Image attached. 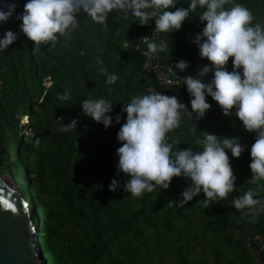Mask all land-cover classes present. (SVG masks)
Returning <instances> with one entry per match:
<instances>
[{"label": "trees", "instance_id": "trees-1", "mask_svg": "<svg viewBox=\"0 0 264 264\" xmlns=\"http://www.w3.org/2000/svg\"><path fill=\"white\" fill-rule=\"evenodd\" d=\"M237 1L250 8L256 2ZM14 2L16 13L0 25V37L9 30L18 34L16 42L0 54V151L12 145L16 159L21 161L26 183L22 184L28 188L17 180L15 184L19 194L27 197L37 240L48 264H264V252L256 260L247 246L252 236L264 235L263 217L245 216L232 204L234 197L256 188L248 182L251 162L244 164L240 176L244 180L236 176L234 193L221 202H211L207 209L198 203L205 199L202 195L184 208L170 204L179 201L189 185L183 177H174L167 190L157 189L142 198H133L125 191L128 178L117 175V149L121 146L117 136L126 122V113L121 109L133 97L148 94L147 88L155 85L153 79L143 76L142 58L131 48L143 30L139 22L134 18L124 20L113 12L107 26H102L82 14L79 28L70 39L61 38L55 47L42 45L35 51L20 33L22 21L16 19L27 0ZM259 2L264 7V0ZM124 42L129 46L125 47ZM158 54L178 63L174 53ZM103 69L118 75V81L107 84ZM61 95H68L69 99L62 101ZM164 95L180 99L183 96L178 89ZM88 97L111 100L113 125L103 131L102 123L93 120L90 129H84L81 122L76 130L64 132L61 123L67 125L78 119L75 114ZM209 112L199 121L183 118L180 127L168 134L181 142L178 149L191 146L197 151L195 141L202 139L203 132H209L211 127L228 122L242 124L238 118H213L205 125ZM20 114L29 119L30 143L3 137L7 131L16 136ZM117 115L121 116L120 124L115 123ZM243 137V144H254L255 134L245 131ZM5 155L9 157L6 149ZM228 155L233 162L230 152ZM113 179L119 182L115 192L109 190ZM260 189L264 188L257 192ZM26 191L31 197L26 196ZM52 197H56V205L50 206L48 199ZM37 216L41 218L39 222ZM68 225L82 231L83 244L78 254L64 245L66 234H71ZM198 225L200 230L196 229ZM235 227L241 234L234 239L231 229ZM193 240L205 248L203 258L191 256ZM206 245L213 252L208 253ZM40 259L42 263L43 258Z\"/></svg>", "mask_w": 264, "mask_h": 264}, {"label": "clouds", "instance_id": "clouds-1", "mask_svg": "<svg viewBox=\"0 0 264 264\" xmlns=\"http://www.w3.org/2000/svg\"><path fill=\"white\" fill-rule=\"evenodd\" d=\"M180 2L27 0L16 19L22 21L19 24L20 33L38 51L42 45L55 47L61 38L65 41L70 39L79 28L82 14L102 26H107L106 21L113 12L119 13L124 20L134 18L142 27L155 18L154 33L157 34H172L181 30L183 23L195 14L204 26L193 42L198 46L201 59L209 63L198 68L195 77L186 75L176 81L186 86L191 98V110L177 96L157 91L137 95L126 102L121 109L122 113H126V122L117 136L121 144L117 149V175L123 174L128 178L124 189L133 198H142L145 193L157 189L167 190L174 177H183L189 181V185L181 193L179 201L170 204L184 208L201 193L205 199L198 203L203 204L205 209L213 201L218 203L225 200L236 190L237 179L228 153L233 158H239L245 151L238 138H220L203 132V138L195 141L199 147L194 151L191 146L178 149L181 142L168 135L180 126L185 116L192 121L203 119L211 109V104L207 102V97H211L225 117L234 115L245 131L255 133V142L250 149L251 178L248 182L256 188H250L244 195L232 200L237 210L254 218L264 210V200L254 198L258 195L257 189L264 188V24L254 23L252 12L235 0H187L188 7L177 8ZM16 9L14 0H0V25L6 24ZM17 39V33L11 30L5 32L0 37V54ZM143 40L147 43L145 55L156 56L167 52L170 47L166 39L157 42L151 36ZM128 46L126 43L125 47ZM230 58L232 71L227 68ZM97 61L103 63L99 57ZM174 65V68L170 67L174 74L177 71L182 73L190 66L183 60ZM103 72L107 84L118 81V75L108 73L107 69H103ZM210 73L211 79L206 83L205 78ZM59 99L66 101L69 96L61 95ZM80 106L83 115L102 123L105 128L113 125L110 114L114 105L111 100L85 99ZM120 121L121 116L117 115L115 123L120 124ZM61 125L64 132H71L77 129L78 119ZM118 188V180L113 179L109 190L115 192Z\"/></svg>", "mask_w": 264, "mask_h": 264}, {"label": "water", "instance_id": "water-1", "mask_svg": "<svg viewBox=\"0 0 264 264\" xmlns=\"http://www.w3.org/2000/svg\"><path fill=\"white\" fill-rule=\"evenodd\" d=\"M0 264H48L37 240L27 200L1 177Z\"/></svg>", "mask_w": 264, "mask_h": 264}, {"label": "rangeland", "instance_id": "rangeland-1", "mask_svg": "<svg viewBox=\"0 0 264 264\" xmlns=\"http://www.w3.org/2000/svg\"><path fill=\"white\" fill-rule=\"evenodd\" d=\"M91 23H93V22L91 21ZM93 24H95V23H93ZM95 25H97V24H95ZM140 29H142V27H140L139 30ZM230 71H232V67H230ZM177 97H178L179 101L181 102L180 96H177ZM88 99H91V98L88 97ZM187 106L189 107L190 105H187ZM75 116L78 118V123L83 122L82 126H83L84 129H90L93 126V120L91 118H88L87 116L83 115L82 108H80V110L75 114ZM83 116H84L85 119L83 118ZM28 121H29V119L26 116L20 114L19 121H18V127H20V128H18L16 136H11L13 134V132L7 131L3 135V137L7 138V139H9V141H13V142H18L19 140H22L23 144L24 143H30L31 142L32 133L30 132ZM101 126H102V130L103 131H105V130L108 131V128L107 129H103V126H104L103 124ZM185 128H186V126H185ZM185 128L183 130H186ZM245 147H246L245 151L242 152L241 156L239 158H234L233 162H231V166L233 168L234 175L235 176L238 175L239 179H242V177H240V176H242V170L244 169L243 168L244 164L245 163L248 164V163L251 162V156H250L251 147L249 145H245ZM5 149H6V151H8V156L9 157H7L5 155ZM20 166H21V161L19 162L16 159V157H15V149H14V147L12 145L11 146L10 145L7 146V147L4 148V150L0 151V177L3 178L4 180L8 181L14 187V189L17 192H18V187L15 184L16 180H17V182L21 183L23 188H25V187L28 188V186H25V185L23 186V184H22V182L25 183V179L23 178V176L21 174ZM245 177H246V175H245ZM242 180H244V179H242ZM242 180H240V181H242ZM26 192H28V191H26ZM200 195L204 196L203 193H201ZM26 196H30L31 197L29 192L27 193ZM26 199H27V197H26ZM48 202H49L50 206L56 205V197L49 198ZM30 209L31 208H29V211H30ZM34 211L36 212L35 207H34ZM37 219H38V222L41 220V218H39L38 216H37ZM235 223H236V225H240V223L238 221H236ZM199 226L200 225H198L196 227V229L198 228L200 230ZM67 230L71 234H68V233L66 234V239L64 241V245L66 247L70 246L72 248V250L74 251V253L78 254V252H80V250L82 249L81 245L83 244L82 231L80 229H78V228H74L73 226H69V225L67 226ZM231 230L233 232L234 239L240 236V234H241L240 233V231H241L240 229L235 227V228H233ZM36 233H37V231H36ZM63 233H65V232H63ZM199 235H198V237H199ZM192 243H193V245L191 246L192 247L191 251H192V249H194V252L190 253L191 256L196 258V259L203 258V251H205V248L202 247L201 245H199L194 240L192 241ZM40 247H41V249L43 251V247L41 246V244H40ZM205 247H207L206 251H210L208 253L213 252L212 249L209 246L206 245ZM212 258H213V255L210 254L209 259L212 260ZM46 261L48 263V260H46Z\"/></svg>", "mask_w": 264, "mask_h": 264}, {"label": "built area", "instance_id": "built-area-1", "mask_svg": "<svg viewBox=\"0 0 264 264\" xmlns=\"http://www.w3.org/2000/svg\"><path fill=\"white\" fill-rule=\"evenodd\" d=\"M155 29V18L149 22L148 25L143 26L141 34L136 38L135 43L131 46L133 51L140 54L142 58L141 69L144 77L152 78L155 81L154 86H149L147 91H157L161 94H170L173 90L178 89L182 91V101L184 104L190 103V96L188 94L186 86L182 84H177L178 79H183L186 76L184 73L175 72L170 67L174 68V62L171 58H164L162 55L157 54L156 56L145 55L147 52V43L143 40L145 37H151L157 42L161 38V33H154ZM172 81L173 83H169ZM219 118L223 121L230 120L231 118H236L234 115L225 117L222 111L213 108L209 112L208 118L204 121V124L213 119ZM255 134V133H254ZM239 197V196H236ZM254 198H259L264 200V189L258 191V195ZM258 215H261L264 220V210L259 211ZM247 246L251 249L253 256L256 260H259L260 254L264 252V235L256 234L247 240Z\"/></svg>", "mask_w": 264, "mask_h": 264}, {"label": "crops", "instance_id": "crops-1", "mask_svg": "<svg viewBox=\"0 0 264 264\" xmlns=\"http://www.w3.org/2000/svg\"><path fill=\"white\" fill-rule=\"evenodd\" d=\"M235 2L238 3L237 0H235ZM254 2H255L254 8H250L248 7V5H244V6L247 7L251 12L255 11L257 13L253 15L255 18L254 23L264 24V7L260 6L259 0H254ZM176 7L177 8L188 7L187 0H181V2L176 5ZM227 7H231V5H228ZM203 26L204 25L201 24V22L198 20L196 15L192 14L183 23L181 30L176 31L172 34L161 33L160 39H166L170 45L169 50L167 52H162V54L170 55L174 53L176 56H178V62L181 60L188 62L190 65L189 68L186 69L184 72H182L185 75H191L195 77L198 74V68L203 67L204 65L209 63L206 59H201V57L199 56L198 46L193 42L195 36L202 31ZM231 64H232V59L230 58L227 65L228 70H230L229 67H232L230 66ZM211 75L212 74L210 73L205 78L206 83L211 79ZM207 102L211 104V109L209 111H211L213 108L218 107V104L215 101H213L211 97H207ZM184 118L187 119L188 121L190 120V118H188L187 116H185ZM208 131L209 132L207 133L214 134L220 138L236 137L238 138L242 146L245 147L246 145L241 142V140L244 138L243 134L245 133V129L243 128L242 124L240 126L239 125L237 126L233 122L230 123L228 122V124L223 123L218 126L211 127Z\"/></svg>", "mask_w": 264, "mask_h": 264}]
</instances>
